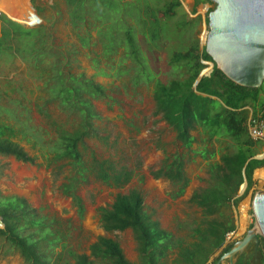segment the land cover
Here are the masks:
<instances>
[{"label":"trees","instance_id":"1","mask_svg":"<svg viewBox=\"0 0 264 264\" xmlns=\"http://www.w3.org/2000/svg\"><path fill=\"white\" fill-rule=\"evenodd\" d=\"M65 2L70 7L71 22L76 27L87 23V5H91L95 19H104L111 12L110 6L115 8L112 0ZM207 3L212 4L208 0H194L193 11L198 4ZM34 8L36 12L40 11V7ZM163 8L160 18L167 21L176 15L175 9L181 8V3L179 0H166ZM157 20L155 17L150 21L157 24ZM154 26L148 25L146 29L148 46L158 48L163 31L159 27L153 29ZM94 28L105 54L115 52L120 45L117 32L122 28L128 53L140 66L139 74L146 79L151 78L148 67L139 60L130 27L99 23ZM40 29L26 28L0 15V56L7 54L29 58L30 64L37 69L41 87L30 106L33 104L50 130L42 134L21 118L19 109L5 108L11 115L19 112L14 119L15 124L0 120V155L24 163L57 167L62 173L66 169L68 175L60 185V192L70 198L78 217H81L84 205L79 194L80 187L96 181L109 188L121 189L137 176L139 181H143L144 176L112 158L99 157L90 149L88 139H103L95 125L101 117L93 101L111 97L101 84L83 72H72L68 68V55L78 54L79 48L72 45V50L64 53L53 46L51 35L47 33V38ZM89 34L87 28L84 36L77 34L82 48L88 47ZM167 54L169 64L183 68L185 76L168 81L154 79L152 100L155 114L160 115L174 132L175 142L179 145L178 150L166 154L160 166L150 170L149 175L168 181L171 185L168 195L171 200H176L185 194L190 183L185 170L187 162L194 156L204 162L205 185L194 190L188 199L198 210V216L180 223L186 234L175 236L162 228L159 221L147 213L142 194L131 189L126 193H117L112 203L99 207L97 213L104 231L130 230L139 261L133 263L126 259L119 244L103 236L89 246L88 255L76 254L66 249V242H61L62 229L56 227L54 218L41 217L20 196L2 197L0 218L3 228H0V236L8 249L16 251L25 264H51L52 260L64 254L67 258L65 264H70L69 259H73V264H216L232 248L233 244H224L225 234L236 228L232 208L252 186L253 171L264 167V158H254L261 142L251 138L248 131L250 116L244 109L251 107L255 117L259 113L264 115V86L247 88L235 84L215 66L204 47L199 50L197 42L188 43L182 50L173 48ZM48 57L52 59L47 60ZM201 61L212 62L213 67L210 74L202 76L194 87L199 73L206 67ZM3 92L0 90V94L9 98V94ZM20 95L26 98L24 92L20 91ZM11 99L15 100L12 104L25 107L17 97ZM49 105L71 115L75 122L65 125L57 121ZM21 143L36 148L39 154H30ZM244 182L247 187L243 194L238 195ZM260 245L264 263L263 240ZM54 247L60 249L57 251Z\"/></svg>","mask_w":264,"mask_h":264},{"label":"rangeland","instance_id":"2","mask_svg":"<svg viewBox=\"0 0 264 264\" xmlns=\"http://www.w3.org/2000/svg\"><path fill=\"white\" fill-rule=\"evenodd\" d=\"M165 1L112 0L115 8L110 6L111 12L104 19H95L96 14L91 9V5L89 7L87 5L89 10L87 23L76 27L71 22L70 7L65 0H0V15L6 16L5 11L11 16L22 19L26 23L19 24L29 29L41 27L40 30L44 36L47 37L46 34L49 33L53 46L60 48L64 53L66 50H72V45L79 48L78 54L68 55L70 61L68 68L72 72H83L101 84L111 97V99L103 98L93 101L101 117L95 121V125L99 136L103 139L90 138L87 140L88 146L97 156L112 158L120 165L127 166L135 173L144 176L143 181H139L137 176L121 189L109 188L96 181L80 187L79 194L83 199L84 212L81 217H78L70 198L63 196L60 192V185L68 175L66 169L62 173L57 167L24 163L13 157L0 155V199L14 195L20 196L41 217L54 218L56 227L62 229L61 242H66L68 245L66 249L76 254L88 255L89 246L103 236L116 241L126 259L133 263L139 261L130 230L106 232L99 222L97 209L110 205L117 193H126L131 189L138 190L143 196L147 213L151 214L154 220H158L162 228L171 231L175 236H184L187 232L180 227L182 221L198 216V210L188 202V199L194 190L205 185V166L200 157L194 156L187 162L185 170L190 183L185 194L179 199H170L168 193L171 185L168 181L154 179L149 175V171L156 170L163 157L174 153L179 145L175 142L174 132L161 120L160 115L155 114L152 90L156 78L168 81L185 76L183 68L179 69L169 64L167 52L173 48L185 49L190 42H197L201 51L208 32L207 22L204 19L214 5L198 4L192 12L194 0H184L187 8L181 5V8L175 9L176 15L173 18L164 21L160 17L164 12L162 10ZM30 5L33 8L40 7V11L32 10ZM204 6H208L206 11ZM142 10L147 14L141 12ZM195 14L197 16H192ZM154 16L158 18L157 24L150 21L155 18ZM99 23L106 26L115 24L131 28L139 60L148 67L150 79L139 74L140 66L128 53L122 28H119L117 32L120 45L116 51L104 53L102 44L97 41L94 28ZM151 24L155 25L153 29L159 27L163 31L158 48L148 46L149 38L146 29L148 25L151 27ZM85 28L90 33L89 43L88 47L82 48L77 34L84 36ZM51 59V57L47 58V60ZM204 69L211 72L210 62ZM36 71L37 69L30 64L29 58L12 57L7 54L0 56V90L9 94V98L0 94V120L15 124L14 119L19 111L11 115L5 111V108L19 109L22 119H26L28 124L42 134H46L50 132L48 123L36 113L33 104L30 106V102L37 96L41 87ZM20 91L26 94V98L21 97ZM11 97H17L25 107L12 104L15 100H10ZM49 107L57 121L65 125L75 122L71 115L62 113L51 105ZM21 145L30 154H39L36 148H30L25 143ZM37 162L39 163L40 159ZM262 175L264 171L261 172L259 189L264 188ZM248 200L245 206L250 217H242L241 225L239 219L235 220L238 226H241L237 241L242 239L250 226L254 224ZM242 206L239 208L242 209ZM59 249L60 247H54V250ZM66 260L64 254L52 260L51 264H65ZM68 262L73 264V259H69ZM0 264H25L16 251L8 249L1 236Z\"/></svg>","mask_w":264,"mask_h":264},{"label":"water","instance_id":"3","mask_svg":"<svg viewBox=\"0 0 264 264\" xmlns=\"http://www.w3.org/2000/svg\"><path fill=\"white\" fill-rule=\"evenodd\" d=\"M214 7L207 14L208 32L204 45L205 53L215 66L232 82L247 88H259L264 82V0H208ZM209 4V3H208ZM30 8L35 10L31 5ZM6 16L16 23L24 20ZM196 16V15H194ZM204 65L208 61H201ZM210 62L213 67V63ZM210 71L203 69L194 87L202 76ZM264 155L255 156L262 159ZM245 183L240 186L241 194ZM249 210L254 219L239 241L216 264H233L236 256L243 257L246 264L250 254L253 261L259 262L260 242H264V188L257 189L251 196ZM0 228L3 223L0 218ZM250 249V251H248ZM247 251V252H246Z\"/></svg>","mask_w":264,"mask_h":264},{"label":"crops","instance_id":"4","mask_svg":"<svg viewBox=\"0 0 264 264\" xmlns=\"http://www.w3.org/2000/svg\"><path fill=\"white\" fill-rule=\"evenodd\" d=\"M205 21H206V19H204ZM244 109H246V110H248V113H249V119L251 120V119H259V118H262V117H264V115L263 114H261V113H259L256 117L255 116H253V114H252V108L251 107H249V106H246V107H244ZM263 113V112H262ZM260 149H259V151L257 152V154H256V156H258V155H264V144H262V143H260ZM255 158V157H254ZM264 158V157H263ZM256 159V158H255ZM260 160V159H259ZM262 171H264V167H260V168H257V169H255L254 171H253V174H252V186L249 188V190L246 192L247 194H246V196H244V198L241 200V201H239L240 203H238L239 204V206L237 207H233L232 208V210H233V214H234V218H235V220L237 221V219L239 218V210H240V206L241 205H243V207H246L245 205H246V202H247V199H249L248 200V203L250 202V198H251V195L257 190V189H259L258 188V186H260V176H261V172ZM262 177L264 178V175H262ZM245 183V187H244V189H243V191H242V193L241 194H243L244 193V191H245V189H246V187H247V183L246 182H244ZM241 194H238V195H241ZM235 221V222H236ZM251 223H252V220H251ZM237 224V223H236ZM247 225H248V223L246 224V227H247ZM239 228H241V226H238V229ZM240 230L241 229H239V231H238V233L240 232ZM225 244V243H224ZM228 245V244H227ZM248 251H250V249L248 250ZM247 252V251H246ZM263 252H262V250H261V256H260V261L257 263V262H255V261H253V259H252V257H250V254L249 253H247L246 255H245V257L246 256H249V259L247 260V262H246V264H264L263 262H262V254ZM217 255V254H216ZM237 263H239V264H242L243 263V257L242 256H236L235 257V259H234V263L233 264H237Z\"/></svg>","mask_w":264,"mask_h":264},{"label":"built area","instance_id":"5","mask_svg":"<svg viewBox=\"0 0 264 264\" xmlns=\"http://www.w3.org/2000/svg\"><path fill=\"white\" fill-rule=\"evenodd\" d=\"M181 5L186 9L187 6L184 4V0H179ZM206 7L205 11L208 9V6ZM193 12V9H192ZM196 15V14H195ZM194 16V15H192ZM248 131L251 136V138L255 141H259L262 144H264V118H259V119H249L248 122ZM239 221L240 225L242 223V217L247 218L250 217L247 211L246 207L242 206V209L240 208L239 210ZM245 221V220H244ZM238 239V224H236V228L234 230H231L225 234L224 237V243L225 245L227 244H232Z\"/></svg>","mask_w":264,"mask_h":264},{"label":"flooded vegetation","instance_id":"6","mask_svg":"<svg viewBox=\"0 0 264 264\" xmlns=\"http://www.w3.org/2000/svg\"><path fill=\"white\" fill-rule=\"evenodd\" d=\"M193 4H194V3H193ZM196 16H197V14H196ZM237 240H238V239H237ZM237 240H236V241H237ZM261 248H262V247H261Z\"/></svg>","mask_w":264,"mask_h":264},{"label":"clouds","instance_id":"7","mask_svg":"<svg viewBox=\"0 0 264 264\" xmlns=\"http://www.w3.org/2000/svg\"><path fill=\"white\" fill-rule=\"evenodd\" d=\"M192 9H193V7H192Z\"/></svg>","mask_w":264,"mask_h":264}]
</instances>
